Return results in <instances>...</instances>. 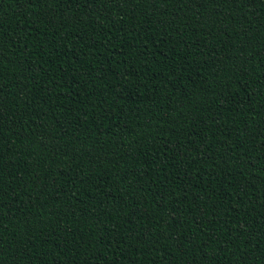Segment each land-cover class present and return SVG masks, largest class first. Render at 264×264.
Here are the masks:
<instances>
[{
    "label": "trees",
    "instance_id": "16d2710c",
    "mask_svg": "<svg viewBox=\"0 0 264 264\" xmlns=\"http://www.w3.org/2000/svg\"><path fill=\"white\" fill-rule=\"evenodd\" d=\"M0 264H264V0H0Z\"/></svg>",
    "mask_w": 264,
    "mask_h": 264
}]
</instances>
